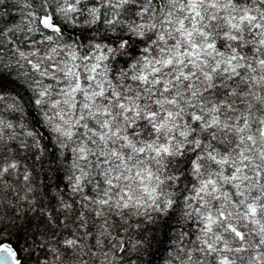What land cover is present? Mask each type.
<instances>
[{"label": "snow or ice", "instance_id": "snow-or-ice-1", "mask_svg": "<svg viewBox=\"0 0 264 264\" xmlns=\"http://www.w3.org/2000/svg\"><path fill=\"white\" fill-rule=\"evenodd\" d=\"M0 264H264V0H0Z\"/></svg>", "mask_w": 264, "mask_h": 264}]
</instances>
